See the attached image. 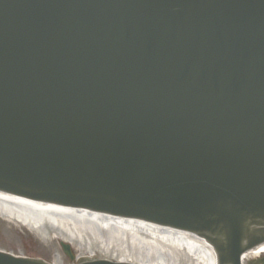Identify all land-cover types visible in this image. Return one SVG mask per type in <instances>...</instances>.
Here are the masks:
<instances>
[{
	"label": "water",
	"instance_id": "95a60500",
	"mask_svg": "<svg viewBox=\"0 0 264 264\" xmlns=\"http://www.w3.org/2000/svg\"><path fill=\"white\" fill-rule=\"evenodd\" d=\"M0 193L240 264L264 244V0H0Z\"/></svg>",
	"mask_w": 264,
	"mask_h": 264
},
{
	"label": "bare ground",
	"instance_id": "6f19581e",
	"mask_svg": "<svg viewBox=\"0 0 264 264\" xmlns=\"http://www.w3.org/2000/svg\"><path fill=\"white\" fill-rule=\"evenodd\" d=\"M0 217L32 231L54 233L89 257L140 264H214L189 234L171 233L67 211L0 193ZM264 252V245L254 255Z\"/></svg>",
	"mask_w": 264,
	"mask_h": 264
},
{
	"label": "rangeland",
	"instance_id": "374dc122",
	"mask_svg": "<svg viewBox=\"0 0 264 264\" xmlns=\"http://www.w3.org/2000/svg\"><path fill=\"white\" fill-rule=\"evenodd\" d=\"M59 242L60 240L50 232L46 236H40L35 231L0 217V249L3 251L15 255H30L52 264H69L59 248ZM73 251L77 256L86 257L75 247Z\"/></svg>",
	"mask_w": 264,
	"mask_h": 264
},
{
	"label": "flooded vegetation",
	"instance_id": "af4514ba",
	"mask_svg": "<svg viewBox=\"0 0 264 264\" xmlns=\"http://www.w3.org/2000/svg\"><path fill=\"white\" fill-rule=\"evenodd\" d=\"M244 264H264V254L258 257H248Z\"/></svg>",
	"mask_w": 264,
	"mask_h": 264
}]
</instances>
